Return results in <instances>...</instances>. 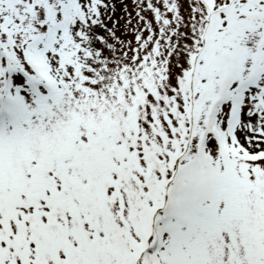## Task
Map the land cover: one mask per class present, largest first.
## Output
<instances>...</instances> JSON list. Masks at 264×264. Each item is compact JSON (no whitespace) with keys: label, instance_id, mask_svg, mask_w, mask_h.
Masks as SVG:
<instances>
[{"label":"snow or ice","instance_id":"6c2138e0","mask_svg":"<svg viewBox=\"0 0 264 264\" xmlns=\"http://www.w3.org/2000/svg\"><path fill=\"white\" fill-rule=\"evenodd\" d=\"M0 264H264V0H0Z\"/></svg>","mask_w":264,"mask_h":264}]
</instances>
